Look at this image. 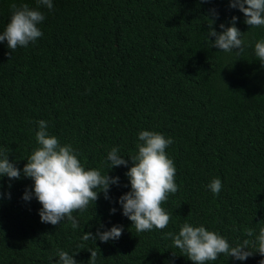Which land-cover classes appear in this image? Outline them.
<instances>
[{"label": "trees", "instance_id": "obj_1", "mask_svg": "<svg viewBox=\"0 0 264 264\" xmlns=\"http://www.w3.org/2000/svg\"><path fill=\"white\" fill-rule=\"evenodd\" d=\"M0 0V33L16 8L27 5L45 19L43 35L9 55L0 42V153L21 169L19 180L0 176V264H56L58 251L77 264H192L165 234L184 223L204 226L231 247L250 241L244 261L220 254L206 264H260L255 237L264 227V67L255 44L264 26L251 27L229 0ZM212 10H215L214 15ZM236 27L243 51L212 47L209 26ZM59 143L71 145L85 170L119 177L84 212L78 227L65 219L42 223V205L25 201L34 182L22 169L39 147L38 121ZM140 131L162 134L176 168L178 191L162 203L163 230L137 233L122 215L119 197L130 191L125 173L138 151ZM129 161L110 169L113 148ZM219 178L222 189L208 185ZM116 208L113 214L110 212ZM190 212V213H189ZM123 226L118 240H84L85 233ZM253 230V236L246 235ZM175 256H174V255Z\"/></svg>", "mask_w": 264, "mask_h": 264}, {"label": "clouds", "instance_id": "obj_2", "mask_svg": "<svg viewBox=\"0 0 264 264\" xmlns=\"http://www.w3.org/2000/svg\"><path fill=\"white\" fill-rule=\"evenodd\" d=\"M210 2V0H201ZM38 6H45L51 10L52 0H37ZM229 7L238 9L243 13L244 23L251 27L264 26V0H229ZM13 13L4 31L0 33V42L7 41L9 55L18 47H27L34 43L43 33L37 27L44 19V14L27 5L16 8L12 5ZM214 15L215 10H212ZM237 17L233 16L231 26L219 25L222 29L217 32L212 21L209 26L208 37H215L212 47L225 53L237 54L243 51V33L236 27ZM255 55L261 66L264 67V40L255 44ZM39 130L35 134L37 147L27 159L22 173L30 178L34 184L32 190H26L23 199L30 201L33 196L42 205L39 216L42 223L52 225L60 224L67 219L73 229L78 227V221L73 216L74 212H84L90 202L99 198L103 192L108 199L111 185L119 184V177L108 174L101 175L98 170H85L81 165L71 145H61L55 136H50L47 131L48 124L44 120L38 121ZM137 153L130 157L132 166L125 175L130 182V191L119 197L118 203L122 208V215L127 217L137 233L153 229L163 230L170 222V215L161 206L168 199L169 193L178 191L175 183L176 168L174 162L167 156L166 148L173 143L171 138L153 131H140L138 134ZM110 169L119 166H128L129 161L118 154V149L113 148L107 155ZM0 176H7L10 180L21 178V169L10 162L7 155L0 153ZM209 190L218 195L222 189L219 178L213 179L208 185ZM116 212V208L110 210ZM190 213V212H189ZM123 233V226L114 225L109 230L85 233L84 240L99 239L101 242L118 240ZM252 229H246L248 237L253 236ZM165 238H170L173 246L180 249L192 261V264H206L215 261L220 254L244 261L253 255L249 251L250 241L245 239L242 244L231 247L229 242L216 232L207 230L204 226L194 227L184 223L177 234L168 232ZM256 251L264 256V227L259 229L255 237ZM91 253L90 264H95L97 252ZM65 251H58L59 257L56 264H77ZM174 255V254H173ZM175 256V255H174ZM264 264V260L260 261Z\"/></svg>", "mask_w": 264, "mask_h": 264}]
</instances>
